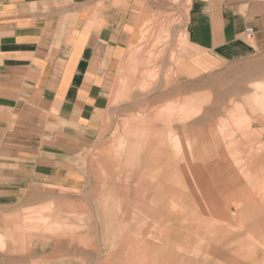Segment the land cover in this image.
<instances>
[{"label":"rangeland","instance_id":"rangeland-1","mask_svg":"<svg viewBox=\"0 0 264 264\" xmlns=\"http://www.w3.org/2000/svg\"><path fill=\"white\" fill-rule=\"evenodd\" d=\"M142 1L87 146H44L55 168L31 152L28 177L4 186L0 264H264V99L237 80L257 62L214 68L187 43L191 0Z\"/></svg>","mask_w":264,"mask_h":264},{"label":"crops","instance_id":"crops-1","mask_svg":"<svg viewBox=\"0 0 264 264\" xmlns=\"http://www.w3.org/2000/svg\"><path fill=\"white\" fill-rule=\"evenodd\" d=\"M142 2L0 0V159L14 162L0 164V195H10L6 184L28 177L31 152L33 169L55 168L44 146L66 154L87 146L110 102L107 78L140 39ZM185 35L214 68L257 62L237 80L251 81L249 99L261 92L264 99V0H191ZM31 138H39L33 151ZM3 169L13 170L12 177ZM69 207L76 216L77 208ZM56 238L59 249L67 238Z\"/></svg>","mask_w":264,"mask_h":264},{"label":"built area","instance_id":"built-area-1","mask_svg":"<svg viewBox=\"0 0 264 264\" xmlns=\"http://www.w3.org/2000/svg\"><path fill=\"white\" fill-rule=\"evenodd\" d=\"M245 33H246V35H247L248 38H251V37H252L253 32H252L251 29L247 28V29L245 30Z\"/></svg>","mask_w":264,"mask_h":264}]
</instances>
